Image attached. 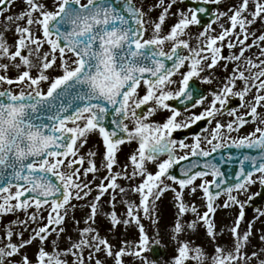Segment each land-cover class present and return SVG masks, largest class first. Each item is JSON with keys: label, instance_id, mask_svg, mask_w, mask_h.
Returning a JSON list of instances; mask_svg holds the SVG:
<instances>
[{"label": "snow or ice", "instance_id": "obj_1", "mask_svg": "<svg viewBox=\"0 0 264 264\" xmlns=\"http://www.w3.org/2000/svg\"><path fill=\"white\" fill-rule=\"evenodd\" d=\"M16 2L0 0V16L5 21L4 32H0V221L19 211L27 219L17 218L4 226L0 236V264H107L100 253L111 258L112 264H125L126 256L135 257L143 264H157L144 254L153 245H159L160 240L148 235L140 213L153 225L157 224L155 202L169 190L175 193L178 207L177 220L171 226L172 238L178 247L165 264L189 261L251 264L253 260L264 264V248L250 255L242 251L249 242L253 222L240 233L245 202L232 195L234 191L246 192L257 181L264 186V113L260 111L264 108V30L259 34L251 30L258 21L264 24V0H237L226 11L217 8L212 23L195 36V46L188 30L200 24L198 13L206 9L172 13L176 0H154L147 5V11L145 0L139 5L136 0H51V6L45 0H20L22 7L14 13L12 7ZM205 2L219 5L221 0ZM157 8L161 9L158 17L151 19L150 13ZM170 15H177L178 19L165 32L163 26ZM225 17L227 26L221 23L219 33L212 34L216 31L212 25ZM13 23L16 39L10 44L5 32ZM149 25L150 36L147 35ZM225 42L229 49L239 46V54L222 56ZM166 44H170L167 50ZM253 47L259 49V55L247 57L246 51ZM222 59L236 63L217 90L206 95L190 83L193 78L205 84L213 83L211 75L201 74L215 69ZM224 67L227 69V65ZM12 69L18 73L15 77L7 74ZM53 72L57 74L52 75ZM176 76L180 79H175ZM173 85L177 87L173 89ZM14 86L18 90L14 91ZM234 98L238 105L230 107ZM173 100L183 107L170 104ZM196 108L202 111L193 112ZM241 109L245 111L241 113ZM160 112L168 114L161 120L150 119ZM182 113H187L183 120L179 119ZM225 113L232 117L227 123L215 119ZM206 119L209 124L215 121L214 127L206 130L211 134L210 138L206 137L210 151L201 146L200 135L194 136L191 145L173 138L174 132ZM109 121L114 126L111 129L106 126ZM249 122L255 125L253 131L231 139L232 132ZM94 132L102 137L105 152L101 167L109 175L97 185L99 194L87 205L90 211L83 221L85 226L77 230L78 238L72 240L69 236V246L63 250L54 240L53 250L49 252L47 241L51 233L59 236L66 231L63 225L68 208L75 207L71 200L84 199L92 191L81 175L95 174L99 169L94 159H88V167L81 174L85 156L79 150ZM125 142L137 143L128 158L131 174L127 171L128 165L114 173L118 148ZM225 147L257 150L258 154L241 152L236 183L221 190L225 181L216 179L223 176L218 164L206 160L203 171L195 170L201 163L189 161V157H210ZM177 148L189 151L177 155ZM87 155L95 157L97 153L90 150ZM181 161L188 163L180 168L181 177H177L170 169ZM246 162L251 170H246ZM149 163L156 164L157 171H148ZM121 175L128 180L143 177L142 182L130 189L139 193V203L123 201L126 204L123 219L114 210L115 190L126 193L117 184ZM209 175L213 180L204 179ZM198 179L201 182L196 185ZM165 180L178 185V189L165 184ZM209 185H214L216 191H211ZM189 187L192 193L201 189L207 199L206 211L202 214L195 204L189 209L183 201V192ZM109 189L113 190L111 210L107 213L112 225L110 230L114 231L121 223L128 226L133 222L139 230L137 241L122 240L117 250L93 227L101 211L98 202ZM222 192L227 194L223 208L239 207L230 228L234 238L232 250L216 244L213 254L209 255L200 245L180 241L179 235L186 230L194 231L199 222H203L207 236L215 241V223L210 214L216 212L214 201ZM30 208L35 211L29 213ZM44 210L48 211L47 223L30 228V223H36L38 213ZM189 210L196 219L185 225L179 217ZM260 215L264 216V212ZM40 219L44 217L41 215ZM72 219L80 224L75 216ZM17 226L22 230L15 231ZM25 231L31 232L27 239ZM260 239L264 241V235ZM36 241L39 244L30 257L25 250ZM69 256L74 259L69 261Z\"/></svg>", "mask_w": 264, "mask_h": 264}, {"label": "rangeland", "instance_id": "obj_2", "mask_svg": "<svg viewBox=\"0 0 264 264\" xmlns=\"http://www.w3.org/2000/svg\"><path fill=\"white\" fill-rule=\"evenodd\" d=\"M232 0H221V3L219 4V10L226 11L232 4ZM51 6V0H45ZM141 0H136V3L139 5ZM154 0H145V10L147 8L148 4L153 3ZM237 0H233V4L236 3ZM22 5L20 3V0H17L16 4L12 7V12L18 13L21 9ZM161 9L157 8L154 10V13H150L151 19H156L160 13ZM180 11H184L187 13V9L181 4L180 0H176V3L173 5L171 12L172 13H179ZM9 13H6V15ZM178 16L177 15H170L166 21H177ZM20 23H23L21 21ZM224 23L225 26H227V18H222L221 21L215 23L218 29V33L220 31V24ZM15 23L8 26L9 30L5 32V36L7 41L12 44L14 43L16 39L15 34ZM164 31L166 26L164 25ZM5 29V21L2 16H0V32H4ZM251 30L253 32H256L259 34L262 30H264V24L261 22H257L254 25H252ZM235 42V41H233ZM248 43H251V40H249ZM229 48L227 47V42L224 43L222 52H226ZM14 51V48L12 49ZM45 50H47V45H45ZM233 53L239 54V46H237L234 49H230V54L226 55L230 56ZM245 55L247 57H254L255 55H259V49L256 47H253L246 51ZM7 62V61H3ZM234 61L229 60H221L220 65V75H221V81L227 77L233 67L235 66ZM242 64V61H241ZM224 65H227V69H225ZM11 77H15L18 73L15 69H12L7 73ZM52 75L57 74L56 72L51 73ZM3 87L7 88L8 85H3ZM46 87V86H45ZM13 90H18L15 86L13 87ZM260 111L264 113V108H261ZM163 113H161L162 115ZM216 120H220L223 123H227L232 119V117L228 116L227 113L220 116L218 115ZM181 120H183L181 118ZM215 121H213L212 124L208 125V128L206 130H210L212 127H214ZM263 126V125H262ZM255 125H253L251 122L241 127L238 131H234L231 133V139H237L238 137L245 136L249 132L253 131ZM203 131L200 134L201 137V146L204 147V149L209 148L211 145H209L206 142V137L210 138V131ZM177 132V131H176ZM226 132V130H225ZM176 136V135H175ZM181 140L180 138L178 141ZM186 144L191 145L194 143L193 139L184 141ZM137 143L136 142H125L124 144L120 145L117 151V163L113 167V172H121V170L124 168L125 165H128L127 171L129 174H131L132 166L130 163V160L128 159L129 156L136 150ZM96 152L97 155L95 157H88L89 151ZM188 148L185 149H176L177 155L182 154L183 152L187 151ZM80 154L85 156V163L81 167V174L83 173L84 169L88 167V159H94L97 168L99 169L95 174L88 173L87 176L81 175V180L85 183H89L90 188L92 189L91 193L81 200L72 199L71 204L75 207H69L68 208V215L65 220V224L63 225L66 228L65 233L58 234L56 232H52L51 235L48 238L47 241V250L51 252L53 250L52 241H57L59 244L60 250L66 249L69 246V236L72 238V240H76L78 238V228H83L85 224L83 221L86 219V217L89 214L90 209L87 207L91 202L94 201V197L99 194L97 185L100 184L101 180L104 179L106 176L109 175L107 170L103 167H101V163L103 160V154L105 152V148L103 145L102 137H100L98 132H94L88 135V142L85 144L80 150ZM147 169L150 172L157 171V166L154 163H149L147 165ZM257 176L259 174H256ZM95 176V179L93 178ZM143 177L137 176L133 180H128L123 178V175L117 179V184L121 187H124L126 189L125 194L119 193V189L117 188L115 190V211L118 214V217L123 219L125 218L126 213V204L123 201H131L135 204L139 203V193L132 192L130 189L132 187L137 186L140 182H142ZM204 179L209 180L210 176L205 177ZM210 181V180H209ZM201 181L198 179L195 184L199 185ZM165 184H169L172 187H176L178 189V185L173 184V182L165 180ZM105 184H107V180H105ZM260 183L257 181L256 183L250 185L248 187V190L246 192H233L232 195H236L238 199L241 202H247L249 197H253L257 189L259 187ZM87 191V189H85ZM14 191V189H13ZM113 196V190L109 189L108 192H106L102 197L101 201L98 202V207L100 208V215L96 218V223L93 225L99 232V234L103 237H106L113 245L114 250H117L119 247H121V241L122 240H128L130 242H134L138 240L139 230L138 226L133 222L132 224L125 226L122 223L114 230H110L112 228L110 217L107 215V213L111 210L110 201ZM227 199V194L222 193L219 198H217L214 201V204L216 206V212L214 214H210L212 219L215 223V231H216V238L215 241H213L212 238L208 237L206 234L205 226L203 225V222H199V226L193 231V230H186L185 232H182L178 239L180 241L188 240L193 242V246L200 245L203 247V249L209 254H213L214 247L216 244H219L220 246L224 247L225 250H232L234 247V238L230 232V228L233 226V223L236 219V217L239 214V207L238 206H232L230 208H223L222 205L224 201ZM183 201L186 205L190 206L195 204V206L198 209L199 213H203L206 211V204L207 199L204 197L203 191L199 188H197V191L195 193H192L190 190V187L185 189L183 192ZM156 208L158 210V219L157 224L153 225L151 220L147 217H144L143 212L141 211V222L145 226V229L148 233V235L151 238H155L160 240L159 246L164 250V254L160 255L158 259H156L157 264H165L166 261H169L171 257L175 255V249L178 247L177 241L174 240L173 232H172V225L176 222L178 217V207H177V201L175 200V193L172 191H166L163 193V195L160 197L158 201L155 202ZM48 206H45V209H47ZM29 213L35 211L34 208H30ZM63 211V210H61ZM261 212H264V203L260 205V207L252 212V213H245L244 220L241 222L240 225V233L243 234L248 228V224L250 222H253V229L252 234L249 237V242L244 246L242 249L243 252H246L248 255H250L253 251L260 252L262 248H264V241H261L260 236L264 235V216L260 215ZM43 216L44 219L41 220L40 216ZM47 215L48 211L44 210L41 213H38L37 215V221L36 223H30V228H37L41 226L42 224L47 223ZM75 216V219L80 221V224L77 225L72 217ZM19 218L20 220L27 219V216L23 211H19L15 214H8L3 217L2 221H0V236L3 234L4 226L12 220H15ZM181 223L187 224L188 222L193 221L196 219V215L192 213L190 210L186 212L183 216L179 217ZM52 228L57 227L56 225L50 226ZM15 231L22 230L21 227L17 226ZM157 232L159 235H157ZM31 234L30 231L24 232V238L27 239L29 235ZM14 240H18V237H13ZM39 244V241L34 242L33 245L29 246L25 251L28 253V255L31 257L32 254L35 252L37 245ZM87 255V252L85 253ZM147 256V258L151 261L154 260L152 256L150 255V252H147L144 254ZM101 259H106L107 264H112L111 258H106L104 253L99 254ZM264 258V257H262ZM16 259H19V257H16ZM69 261L73 260L74 258L69 256L67 257ZM125 260V264H143V261L136 259L135 257L126 256L123 258ZM190 264H195V261H189L186 262ZM206 264H210V262H206ZM251 264H257L255 260L251 262Z\"/></svg>", "mask_w": 264, "mask_h": 264}, {"label": "water", "instance_id": "obj_3", "mask_svg": "<svg viewBox=\"0 0 264 264\" xmlns=\"http://www.w3.org/2000/svg\"><path fill=\"white\" fill-rule=\"evenodd\" d=\"M184 3L186 6L194 9L203 7L206 9V12L204 13H198V19L200 21H212L214 16L213 14L209 13L214 7L211 6L208 3L204 1H197V0H184ZM111 129L114 127L111 125L110 121L106 125ZM248 152L250 155H257V150H248V149H236L235 147H225L221 150H217L216 152H213L210 157H189V161L199 160L201 163V166L198 167L195 170H201L203 171L202 164L206 160H211L214 163H217L220 171L223 173L222 177H217L216 179H223L225 181L224 184L221 185V190L223 188L229 187L232 184L236 183V176L235 173L240 169V159H242L241 152ZM231 155V159H229V156ZM188 163V161H181L179 165H174L172 169H170L171 174L176 175L177 177H181L180 168L185 166ZM246 170H251L250 164L247 162L245 163ZM213 180V177H212ZM210 190L215 192V186L209 185ZM27 196V193L25 194ZM264 201V186H262L259 190V195L255 196L253 199H251L246 207L245 211L250 212L258 208L259 204H261ZM249 203L251 205H249ZM162 250L157 246L153 245L151 250V255L154 259H157L160 255H162Z\"/></svg>", "mask_w": 264, "mask_h": 264}, {"label": "flooded vegetation", "instance_id": "obj_4", "mask_svg": "<svg viewBox=\"0 0 264 264\" xmlns=\"http://www.w3.org/2000/svg\"><path fill=\"white\" fill-rule=\"evenodd\" d=\"M189 11V10H188ZM176 21H166L165 25L166 26H171L172 24H174ZM201 25H192L190 26L189 28V32L192 34V37H193V40H192V43L193 45L195 46V36L201 31L203 30V28H205L208 24L212 23V21H208L206 24L204 23V21H200ZM213 28H215V33H212V34H218V29L219 27H217L215 24L212 25ZM169 30V27H166L165 28V32H167ZM147 35H151V25L148 26V33ZM170 47V44H166L165 45V50H167L168 48ZM230 54V49H228L226 52H222L221 55L226 57V55H229ZM220 65H221V60L219 61L218 63V66L211 70V71H206L204 73H202L201 75H211L213 77V83L211 84H205V83H202L200 79L198 78H193L192 81H190L191 84L199 87L201 89V91H203L206 95H208L209 93H211L213 90H217L218 87L220 86V83H221V75H220ZM186 70V69H185ZM175 79L179 80L180 77L179 76H176ZM177 86L176 85H173L172 88L175 89ZM143 94V93H141ZM209 99H210V96H209ZM170 103V101H169ZM238 105V100L237 99H232L230 101V107H236ZM146 111V107L144 109ZM193 112H196V113H199L200 111H202V108H196V109H192ZM243 111H245L244 109H241L240 112L243 113ZM161 113H163L161 115ZM168 113L166 112H160V113H157L155 116L151 117L150 119L152 120H161L163 116H166ZM187 115V113H182L181 117H179V119H184V117ZM248 124V123H247ZM208 125L209 123L207 122V125L205 126V129H201V130H198L197 132H194L195 130H192V131H188V130H184L183 131H180V132H177L175 136V134L173 133V138H175L176 140H178V138H181V140H184V141H188L190 139H193L194 140V136L195 135H200L203 131H205L207 128H208ZM182 135V136H181ZM203 147V146H202ZM204 148V147H203ZM211 148V146L209 147V149ZM207 149V148H206ZM189 149L185 152H188ZM185 152H183L181 155H183Z\"/></svg>", "mask_w": 264, "mask_h": 264}]
</instances>
